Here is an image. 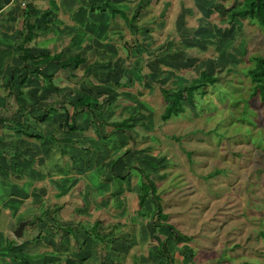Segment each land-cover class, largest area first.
Segmentation results:
<instances>
[{
	"label": "rangeland",
	"instance_id": "1",
	"mask_svg": "<svg viewBox=\"0 0 264 264\" xmlns=\"http://www.w3.org/2000/svg\"><path fill=\"white\" fill-rule=\"evenodd\" d=\"M91 1L104 4L29 1L41 42L26 45L60 52L67 67L42 61L49 78L32 70L24 89L18 78L0 88L9 126H0V185H10L15 219H27L0 264H68L70 245L90 264H264V104L250 73L264 24L230 16L242 0H108L126 17L109 6L89 13ZM201 71L213 82L162 119L160 88ZM82 94L90 108L68 128L64 112ZM21 118L29 126L16 128ZM142 174L150 183L138 208ZM153 188L165 217L151 212Z\"/></svg>",
	"mask_w": 264,
	"mask_h": 264
},
{
	"label": "trees",
	"instance_id": "2",
	"mask_svg": "<svg viewBox=\"0 0 264 264\" xmlns=\"http://www.w3.org/2000/svg\"><path fill=\"white\" fill-rule=\"evenodd\" d=\"M104 4H93L91 1L88 5V10L89 12H92L94 9L101 10L104 7H108L109 14L115 15L119 14L122 17H126L125 13L122 8L118 7H113L108 4V0H103ZM94 5V6H93ZM30 4L25 3V7L23 10V19L25 20V33L23 34L22 40L20 43H18L17 47L19 50H21L19 57L24 63L20 66L21 72L20 74L16 77L18 80H15L14 82L18 85L21 86L28 78V76L33 72H35V75L49 78L50 75H46L40 71L38 68L37 64L42 62V61H48V60H54L56 61L60 66L62 67H67V60H63L60 58V52H55V53H49V52H38L36 54L32 53L30 51V47L26 45L27 42H29L33 36H35V32L33 28L36 26L35 22L30 21L28 19V16L30 15L29 11ZM230 16H233L234 14H240L242 15L243 13H246L250 18L256 19L259 23L264 24V0H242L240 4H236L233 7L229 9ZM34 13V12H33ZM43 17L47 16L50 13V9H43L41 11ZM136 11L132 13L131 16L129 17H135ZM128 17V19H130ZM72 58L75 60V63H79L83 60L82 57L79 56L78 53H74L72 55ZM31 61V66L33 67L30 69V63L27 64L25 63L26 60ZM42 73V74H41ZM251 73V78L256 81V86L260 92V99L261 102L264 104V55L263 56H257L256 57V64L254 68L250 69ZM208 80L210 82H213L214 76L211 74H206L204 71H201L199 75L195 78H193L190 82L187 84L182 85L180 88L176 89H170V88H165L161 87L160 92L162 94V97L165 101L163 111L161 112V118L166 119L169 117L171 114H175L183 109V105L181 104V100L186 97L188 99L191 98L192 92L194 89L198 87L204 88L205 86V81ZM51 86H54V83L51 80H47L44 82L41 87L42 88H49ZM184 95V96H183ZM91 96L89 94H82L76 100L73 102V110L72 113L68 114L66 111L64 112V124L68 128H73V124L71 123V116L79 111L81 108H90V101H91ZM17 98V96L15 97ZM90 98V99H89ZM87 100V102H85ZM125 122L124 120H119L118 123L122 124ZM16 125H19L20 127L22 126H29L28 123L24 122L23 120L16 121ZM21 133L29 135V136H37L36 134H29L25 130L21 131ZM113 160L110 161L112 163ZM144 176V180L142 179L139 185V191L137 193V202H138V208H140L145 200L147 199V194H148V188L147 185L150 183L148 180L147 175L142 174ZM151 197H152V202H153V209L151 212H155L157 216H164L163 213L160 211V206L159 203L156 202V195L154 192V188L150 191ZM165 217V216H164ZM165 219V218H164ZM167 226H170L167 224ZM93 225L91 226V228ZM94 235L97 237V233L94 231ZM102 234H100L101 237ZM163 247V243H162ZM164 248V247H163ZM24 262L26 263V260L24 259ZM240 264H246V263H240Z\"/></svg>",
	"mask_w": 264,
	"mask_h": 264
},
{
	"label": "crops",
	"instance_id": "3",
	"mask_svg": "<svg viewBox=\"0 0 264 264\" xmlns=\"http://www.w3.org/2000/svg\"><path fill=\"white\" fill-rule=\"evenodd\" d=\"M29 1L30 0H0V88L2 87V89H3L4 85L7 87V90H9L11 88V83H12L13 79H15L20 74V72H21L20 66L24 63V61H22L19 57L21 50L17 49L18 48L17 45H18V43L21 42L23 34L25 33V31L21 32L22 26H25V20L23 19L22 13L24 10L23 6L25 5V2L29 3ZM94 1H97V0H94ZM98 1L103 2V0H98ZM95 4H99V3L96 2V3H94V5ZM109 5L116 7L112 3ZM104 8H106V7H104ZM106 9H108V8H106ZM94 10H97V9H94ZM89 13H91V12H89ZM33 30H34V28H33ZM36 31L37 30H34L35 33H37ZM20 36H21V40L18 41ZM35 36H36V38H32V40L38 42L36 40L38 38L39 42H41V38L37 34ZM30 51L34 54H36L38 52H47V50L46 49L44 50L43 47H41V45H40L39 49L35 48V51H33L30 47ZM53 53H55V52H53ZM14 61H17L20 66L18 65V63H15ZM25 63H27V64L30 63V69L33 68L31 66V61L26 60ZM17 66L19 67V72H17V69H16ZM37 66L39 68L40 63H38ZM39 69H40V71H42L41 68H39ZM29 76H28V78H29ZM24 83H25V86L27 87L29 82L27 80ZM23 84L21 85L22 89H24V87H25V86H23ZM1 99L2 98L0 97V105L2 107H7L6 101L1 100ZM19 107L22 110V107L20 105H19ZM20 115L22 116L23 114L20 113ZM19 120L21 121L22 118ZM7 122L8 121L1 118L0 124L4 123L3 124L4 126L0 125L1 128L5 127V126H7L9 128ZM16 126H17L16 128H20L19 125H16ZM6 131H9V130H6ZM18 132L20 133L21 131H18ZM0 133H2V132H0ZM5 135H6V132H5L4 136ZM2 154H4V153L2 152ZM0 156L2 158V159H0V172L3 173L5 168H7V166H8V162H6V158H7L6 156H3L1 154H0ZM9 186L10 185H6L5 183L0 185V187H1V190H0V252L1 251L7 252L8 251L7 248H9V246H10L9 242L14 243L13 241H15L14 239H16V238L12 234V228L16 225L18 220H21V219L16 220L15 219L16 215L14 214V212L12 213V211H11L12 210L11 208L13 206L12 205L13 202L9 198V196L11 197V191H10ZM22 233H23V229H22ZM21 237H22V234L18 238L19 240L16 239V242H18L19 244H20V240L22 239ZM72 246L70 245L67 248V247H64V246L61 247L60 245H58V246H56L57 249H55V250H57L56 252H62L63 253V251L66 250L65 248L68 249V251L70 252L69 255L63 253L64 257L67 258L66 262L68 264L69 263L70 264H90L86 260H83L82 262L77 261L76 258H80V256H82V254L80 256H76V254H77L76 248L72 249L71 248ZM102 246L103 245H100V246L97 245V247L96 246H93V247H96L95 251L97 252V251H99V249L100 250L103 249ZM93 247H91V248H93ZM11 248H12V244H11ZM106 250L109 252H107L105 256H107L109 253H111L108 248H106ZM73 251H74V253H72ZM73 254H74V256H73ZM89 254L91 255V254H93V252L91 251ZM54 255H55V253H54ZM86 256H88V255H86ZM154 258H156V257L154 256ZM23 262H24V260H23ZM61 262H63V259L61 260ZM10 264H12V262ZM144 264H149V263L146 262Z\"/></svg>",
	"mask_w": 264,
	"mask_h": 264
},
{
	"label": "water",
	"instance_id": "4",
	"mask_svg": "<svg viewBox=\"0 0 264 264\" xmlns=\"http://www.w3.org/2000/svg\"><path fill=\"white\" fill-rule=\"evenodd\" d=\"M27 223V219L18 220L16 225L12 228V234L15 237H20L22 234L23 226Z\"/></svg>",
	"mask_w": 264,
	"mask_h": 264
}]
</instances>
